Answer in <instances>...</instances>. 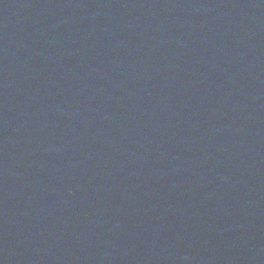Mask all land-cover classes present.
<instances>
[{"label":"water","instance_id":"water-1","mask_svg":"<svg viewBox=\"0 0 264 264\" xmlns=\"http://www.w3.org/2000/svg\"><path fill=\"white\" fill-rule=\"evenodd\" d=\"M0 264H264V0H0Z\"/></svg>","mask_w":264,"mask_h":264}]
</instances>
